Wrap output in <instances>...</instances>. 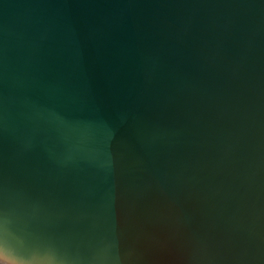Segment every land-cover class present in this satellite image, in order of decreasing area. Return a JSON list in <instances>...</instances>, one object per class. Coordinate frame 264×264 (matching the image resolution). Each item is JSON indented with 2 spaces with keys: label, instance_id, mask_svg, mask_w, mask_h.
<instances>
[{
  "label": "water",
  "instance_id": "water-1",
  "mask_svg": "<svg viewBox=\"0 0 264 264\" xmlns=\"http://www.w3.org/2000/svg\"><path fill=\"white\" fill-rule=\"evenodd\" d=\"M0 264H264V0H0Z\"/></svg>",
  "mask_w": 264,
  "mask_h": 264
}]
</instances>
